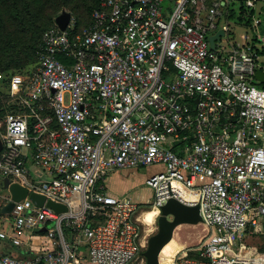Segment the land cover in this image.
I'll list each match as a JSON object with an SVG mask.
<instances>
[{
    "label": "built area",
    "instance_id": "built-area-1",
    "mask_svg": "<svg viewBox=\"0 0 264 264\" xmlns=\"http://www.w3.org/2000/svg\"><path fill=\"white\" fill-rule=\"evenodd\" d=\"M233 1L99 0L84 27L71 15L66 29L42 32L31 72L7 80L23 109L7 112L0 132V178L28 189L0 239L32 254L0 251V264H144L145 206L156 216L169 197L199 204L206 236L199 257L160 264H264L239 251L264 226L261 37L214 50L208 41ZM151 164L163 168L144 179L147 203L105 191L108 172Z\"/></svg>",
    "mask_w": 264,
    "mask_h": 264
},
{
    "label": "rangeland",
    "instance_id": "rangeland-1",
    "mask_svg": "<svg viewBox=\"0 0 264 264\" xmlns=\"http://www.w3.org/2000/svg\"><path fill=\"white\" fill-rule=\"evenodd\" d=\"M68 9H70V7H68ZM251 10H253V14L251 16V23L247 25L245 23V19H247L250 16ZM77 12H79V10H77ZM230 15L232 16L231 19L229 18ZM239 18H241L242 20H239ZM254 18H257L259 20V24L257 26H253ZM219 21H221V24H223L222 26L226 33L220 38L219 41H216L218 47L228 48L229 41H237V40L239 41L241 34L242 35L246 34L248 37L255 38L256 34L259 33L261 38L258 44L259 58L257 65L264 69V0H257L253 8L246 6L245 2L242 0H235L231 2L229 5H227V8H225V11L222 13L221 17L219 18ZM225 23L227 24L225 25ZM228 26L230 27V30H232V32L227 31ZM34 64L35 63L33 62H28L26 65L20 68H16L13 71H9L8 73L3 72V74H5V80H3L2 83H0V93L3 90V88L5 89L7 77H9L14 73H21V74L30 73ZM262 84L264 85V83H261L259 84V86H262ZM14 111L15 110H11L8 112H14ZM161 167L162 166L159 164H151L136 168H125L119 171L122 177H126L125 182L127 185H129L127 192L131 195V197L134 200L136 199L146 200L149 198L150 196L149 191L146 188L147 186L145 187V184L143 182L144 178L150 173L160 170ZM2 182H3L2 178H0V195L7 196L8 191L7 189L3 188ZM139 192L141 193V197H142L141 199L137 197ZM145 207H146L145 208L146 212L147 211L148 212L143 225L144 228L143 235L144 236L148 235L149 237L157 230V216L159 213L156 216H154L156 211L151 208H148L147 206ZM5 215H6L5 213H2L0 211V227H2L4 224ZM205 236H206V231L204 230L203 225L200 223L195 225L192 224L178 225L174 229L172 239L162 249L160 253L161 254L160 259L166 260L168 255L173 256L178 254L192 257L194 251H197L199 249V246L202 244ZM241 242H243L239 249L241 253L245 252L251 255H256L261 253L264 254L263 224H260L258 229H254V228L249 229L246 232L245 237L242 239ZM49 245L50 244L44 243L45 247H48ZM82 246H86V245L81 244L78 253L85 254L84 252L85 249H83ZM144 249L142 250V253ZM190 252L192 253L189 255ZM139 260L140 257L138 261ZM86 264H90V263H86Z\"/></svg>",
    "mask_w": 264,
    "mask_h": 264
},
{
    "label": "trees",
    "instance_id": "trees-1",
    "mask_svg": "<svg viewBox=\"0 0 264 264\" xmlns=\"http://www.w3.org/2000/svg\"><path fill=\"white\" fill-rule=\"evenodd\" d=\"M98 5L99 0H0V72L3 75L0 83L5 80L3 72L8 73L28 62H36L42 32L54 25V18L59 13L64 10L70 12L75 29H80L88 24L91 10ZM252 14L253 10L245 19L247 25L251 23ZM6 86L0 93V132L3 131L1 120L7 112L23 109L15 99L9 97ZM194 256L199 257L198 251H194Z\"/></svg>",
    "mask_w": 264,
    "mask_h": 264
},
{
    "label": "water",
    "instance_id": "water-1",
    "mask_svg": "<svg viewBox=\"0 0 264 264\" xmlns=\"http://www.w3.org/2000/svg\"><path fill=\"white\" fill-rule=\"evenodd\" d=\"M71 18L68 11H62L55 17L56 25L64 30ZM225 31L218 28L214 33L208 35L209 46L211 50L216 48V41H219ZM255 77L264 83V72L256 70ZM2 142L0 139V150ZM3 187L9 192V199L1 206L0 211L8 214L12 211L14 201L26 197L28 189L17 181H10L7 177L3 178ZM32 202L40 206L45 201V196L35 191L29 193ZM46 205L56 212H64L67 206L64 203L55 202L51 199L46 201ZM201 222V215L198 203H186L177 197H169L160 205V212L157 216V230L147 238L146 246L143 251L145 257L144 264H160V253L164 246L172 239L174 229L180 224H198Z\"/></svg>",
    "mask_w": 264,
    "mask_h": 264
},
{
    "label": "crops",
    "instance_id": "crops-1",
    "mask_svg": "<svg viewBox=\"0 0 264 264\" xmlns=\"http://www.w3.org/2000/svg\"><path fill=\"white\" fill-rule=\"evenodd\" d=\"M256 2H255V4H256ZM219 18L217 20V25H218L219 28H222L223 29V26H222L223 24H221V21H219ZM226 24L227 23H225V25ZM227 31L232 32V30H230V27L229 26L227 28ZM243 35L241 34L239 41L237 40L236 42H238L239 44L243 43L244 42ZM162 168H163V166L161 167V169ZM121 170L110 171V172H108L106 174L105 180H104V189H105L106 192H108L110 194H113V195H120V194H123V193H128L127 192V189L129 188V185H127L126 182H125L126 177H122L120 175V172L119 171H121ZM151 174L152 173H150L149 175H151ZM149 175H147V176H149ZM26 178L30 179V175L26 174ZM2 181H3V178H2ZM2 185H3V182H2ZM132 185H135V184H132ZM145 187H146V185H145ZM146 188L148 189L149 195L151 196V190L148 187H146ZM8 195H9V192H8ZM7 196L0 195V206H2L3 204H5V198ZM150 196L146 200H139V199H136V200L139 201V202H141V203H147L149 201V199H150ZM137 197L140 198V199L142 198L140 192L138 193ZM1 200H2V202H1ZM0 251L9 253V254H11L13 256H24V255H28V254L31 255L32 254V251H30L28 249V245L27 244H24V245H21V246H15L11 242H9L8 240H1V239H0Z\"/></svg>",
    "mask_w": 264,
    "mask_h": 264
},
{
    "label": "bare ground",
    "instance_id": "bare-ground-1",
    "mask_svg": "<svg viewBox=\"0 0 264 264\" xmlns=\"http://www.w3.org/2000/svg\"><path fill=\"white\" fill-rule=\"evenodd\" d=\"M184 198H186V197H190V194H188L187 192H183L182 194H181ZM148 212V211H147ZM147 212H145L144 214H143V216H144V221H145V218L147 217ZM152 214H154V213H152ZM161 255V254H160ZM161 260V259H160ZM161 261H163V260H161Z\"/></svg>",
    "mask_w": 264,
    "mask_h": 264
}]
</instances>
